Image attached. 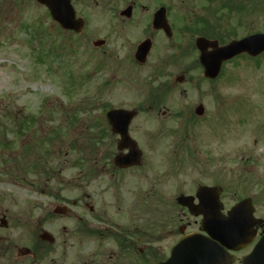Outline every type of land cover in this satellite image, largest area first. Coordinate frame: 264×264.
<instances>
[{
  "label": "rangeland",
  "instance_id": "rangeland-1",
  "mask_svg": "<svg viewBox=\"0 0 264 264\" xmlns=\"http://www.w3.org/2000/svg\"><path fill=\"white\" fill-rule=\"evenodd\" d=\"M89 23L84 37L77 40L62 32L47 9L34 0H0V138L8 143L0 144V161L11 163L8 167H12L32 146L38 147L43 161L48 152L49 167H58L57 179L50 187L38 188L37 192L26 187H6L9 196L5 206L15 214L7 235L20 247L27 243L30 246L29 231L45 213L40 211L39 205L46 207L51 202L59 205L66 198L74 213L83 217L84 210L74 207L72 202L81 203L83 193L88 192L97 214L105 213L123 229H129L131 222L137 228L135 249L130 250L129 258L121 264H132L134 260L135 264H151L157 257H153L154 251L159 256L168 255L169 249L181 238L178 228L194 223L195 219L174 200L148 204L128 198L130 195L125 192L135 190L136 181L132 186H122V190H116L115 183L108 178H99L88 188L81 183L84 171L81 167H96L89 166L88 160L102 158L116 147V137L109 128L105 109L118 108L123 101L133 99L132 94L118 86V75L110 61V53L115 51L119 41L114 27L105 19ZM250 28L264 32V20L260 25L251 23ZM100 39L107 42L105 48L94 47L93 43ZM219 80L214 96L210 95L209 82L201 74L187 76L186 88L190 94L187 101L195 103L208 91L203 102L208 106V116L189 130L185 125L183 132H194L199 146H195L194 139L190 140L181 167H208L206 161H199V156L195 159L194 150L202 149L207 153L203 143H211L217 159L211 167H218L223 175L232 168L234 196L227 198L225 209L245 197H255L257 213L264 218V198H258L263 191L259 178L264 174V56L234 60ZM193 84L196 87H192ZM145 119L139 117L132 125L135 138L144 144ZM22 123L30 125L23 134H18L16 131ZM98 123L107 126V138L101 139ZM157 126L160 125L155 120L148 123L149 131H156ZM56 131L59 132L56 134ZM56 136L61 138L50 141L49 138ZM48 141L42 148L40 144ZM165 142L159 155L155 151L154 163H164L161 158L168 153ZM101 166L102 162L97 165ZM178 183L185 182L179 180ZM175 184L170 182L171 187ZM193 189L194 186H189L185 191ZM50 190L56 199L50 198ZM169 190L175 193V188ZM242 194L244 196H240ZM51 234L56 241L48 246L41 264H85L90 259L98 262L115 250L106 237L88 241L76 219L57 217ZM148 242L150 250L146 247ZM141 250L145 251L141 253ZM17 257L16 250H0V264H12Z\"/></svg>",
  "mask_w": 264,
  "mask_h": 264
},
{
  "label": "flooded vegetation",
  "instance_id": "flooded-vegetation-1",
  "mask_svg": "<svg viewBox=\"0 0 264 264\" xmlns=\"http://www.w3.org/2000/svg\"><path fill=\"white\" fill-rule=\"evenodd\" d=\"M177 1L178 3H175L174 0H72L77 18H83L86 26L82 34L73 31L66 33L79 40L80 37H84L90 21L99 22L101 19H105L114 27L115 33L118 35V45L115 51L110 53V61L118 75V86L126 93L132 94L133 99L136 98L123 101L118 109L131 108L129 110L138 113V116L132 121L129 131L131 138L137 141L143 152L142 163L134 167L121 168L115 166L114 163L111 166L105 162L101 167H81L84 170L81 175V183L84 188H88L97 179L108 178L115 183L116 190H122V186H132L136 181L134 192L128 189L125 194L130 195L128 198L148 204H166L173 200L176 202L181 196L195 197V203H200L201 197L205 201H216V198L203 199V196H198V193L200 190L202 192L204 188L214 190L221 188L222 192L213 191L211 193L214 197L220 193V202L225 205L227 198L234 196L232 173L230 174L232 168L223 175L222 172H218V167H211L212 163L217 161L214 158L216 149H212L214 145L203 143L207 153L202 149L194 150L197 157H193V159L198 160L199 156V161H206L208 167H181L184 150L190 145V140L194 139L195 146H199L198 138L195 137L194 132H183L185 125L189 130L191 126L195 127L208 116L206 109L208 106L206 104V107L203 103L208 91L195 103L187 101L190 94L186 88V80L187 76L196 73L204 75L205 70L200 61L201 49L214 53L233 41H240L256 34H264V32L256 30L251 31L250 28L251 23L253 26L263 22L264 0ZM87 10L91 12H86ZM165 24H168V27L161 28ZM199 39L207 40L208 46L201 42L199 48L197 46ZM80 43L78 42V44ZM107 45L105 41L103 47L105 48ZM70 53L74 54L75 52L71 51ZM263 56L264 54L260 57ZM242 57L249 56L242 55L236 59ZM236 59L223 63L219 78ZM138 76L143 78L139 79ZM219 78L209 82L210 95H216L220 85ZM192 87H196V84H193ZM200 108H203V117L196 115V111ZM143 116L147 118L145 119L147 131L142 130L145 144L141 142V139L135 138L132 128L134 121ZM152 120L157 121L160 125L156 127V131H149L148 123ZM164 141H166L165 149L168 151L161 158L164 163H154L156 152L157 155L160 154V147H164L162 146ZM118 142L119 136H116V154H118ZM104 159L103 156L101 160L104 161ZM24 160L21 157L18 166L0 167V250L5 249L6 252L16 250L20 253V248H30L34 256L17 257L12 264H25L29 261L31 264H41L49 244L42 241L40 235L45 232L51 234L52 227L58 217L53 211L58 205L56 202H51L46 207L39 205L40 211L45 213L39 216L36 226L29 231L30 246L27 243L20 247L13 243L7 235L15 214L5 206L9 196L5 191H8L6 187H26L29 190L35 189V192L38 188L50 187L57 179L58 167L25 165ZM2 162L4 161L2 160ZM5 177L8 180H4ZM259 179L263 184V191L258 195V198H264V174ZM179 180H183L185 183H178ZM171 181L176 183L173 187L170 185ZM189 186H194V189L190 192L185 191ZM169 188L171 191L175 188V193L170 192ZM48 192L50 198L56 199L52 190ZM63 199L61 205L68 206L70 203L65 201L66 198ZM245 199H251L254 204L255 197L250 196L238 200L235 204ZM93 202L92 195L84 192L81 203L79 201L72 202L74 207L84 210V216L81 217L72 211L65 218L78 220L82 226L83 235L88 241L100 236L106 237L113 243L115 250L108 256H104L103 260L97 262L90 259L85 264H121L122 260L129 258L130 250L135 249V244L138 241L137 228L131 222L129 229H123L118 222L107 218L105 213H98V215ZM52 206L53 210L50 211ZM228 211L229 209L226 210L223 206V213ZM255 216L263 221L255 226L257 237L254 243L242 252L228 249L234 256L232 264H243L242 258L251 253L264 236V218L259 216L257 210ZM193 218L195 219L194 223L188 222L178 228L181 238L197 233L208 236L201 228L203 217ZM193 225L197 227L195 230L192 228ZM146 247L148 250L151 249L149 242ZM172 248L173 246L169 249L170 254ZM169 256L163 259L166 260ZM135 263L134 260L132 264Z\"/></svg>",
  "mask_w": 264,
  "mask_h": 264
},
{
  "label": "water",
  "instance_id": "water-1",
  "mask_svg": "<svg viewBox=\"0 0 264 264\" xmlns=\"http://www.w3.org/2000/svg\"><path fill=\"white\" fill-rule=\"evenodd\" d=\"M39 4L46 6L53 19L64 29L82 33L85 23L77 20L75 11L71 5V0H36ZM163 25L161 28H164ZM201 42L208 46L205 40H198V47ZM101 42L95 43L96 46ZM202 50V49H201ZM247 53L252 57H257L264 53V35L251 36L239 42H233L229 46L217 50L214 53H205L202 50L201 62L205 68V77L216 79L221 71L222 64L238 55ZM202 108L197 110L199 116L203 115ZM136 116L134 112L126 110H114L108 113V119L113 127V132L121 136L119 149H129L127 155L116 157L115 163L120 167H128L139 164L141 154L137 144L129 136V125ZM217 202L202 201L195 205L194 198L181 197L178 203L190 210L196 216L203 215V229L210 233L213 238L221 242L224 246L233 248L231 244L238 243L246 239V243L237 248H245L255 236L252 232L254 225L259 222L254 217L255 209L250 200L243 201L236 205L227 216L221 214L222 205L219 203V195L215 197ZM207 199L210 197L207 196ZM65 208H58L55 213L66 214ZM43 240L54 243L55 240L45 233L41 237ZM31 252L29 249L20 250V255L26 256ZM228 253L217 243L192 235L184 238L173 250L171 258L165 263L159 264H230ZM244 264H264V238L258 243L254 252L244 258Z\"/></svg>",
  "mask_w": 264,
  "mask_h": 264
},
{
  "label": "trees",
  "instance_id": "trees-1",
  "mask_svg": "<svg viewBox=\"0 0 264 264\" xmlns=\"http://www.w3.org/2000/svg\"><path fill=\"white\" fill-rule=\"evenodd\" d=\"M45 156V159H46V161H47V166H49V163H48V158H49V155H44ZM43 158L44 157H41V165H42V167H45L46 166V164H45V162L43 161Z\"/></svg>",
  "mask_w": 264,
  "mask_h": 264
},
{
  "label": "bare ground",
  "instance_id": "bare-ground-1",
  "mask_svg": "<svg viewBox=\"0 0 264 264\" xmlns=\"http://www.w3.org/2000/svg\"><path fill=\"white\" fill-rule=\"evenodd\" d=\"M1 66H3V63H1Z\"/></svg>",
  "mask_w": 264,
  "mask_h": 264
}]
</instances>
